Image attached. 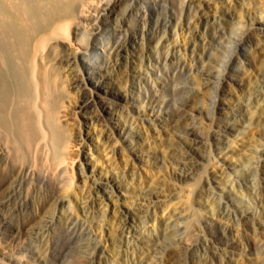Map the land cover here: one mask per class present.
<instances>
[{"label": "rangeland", "instance_id": "obj_1", "mask_svg": "<svg viewBox=\"0 0 264 264\" xmlns=\"http://www.w3.org/2000/svg\"><path fill=\"white\" fill-rule=\"evenodd\" d=\"M45 1L0 0V264H264L258 0Z\"/></svg>", "mask_w": 264, "mask_h": 264}, {"label": "bare ground", "instance_id": "obj_2", "mask_svg": "<svg viewBox=\"0 0 264 264\" xmlns=\"http://www.w3.org/2000/svg\"><path fill=\"white\" fill-rule=\"evenodd\" d=\"M32 1L33 0H21V2H23L22 4H24V10H26L27 11V13L29 12V13H31V14H33V12L35 11V10H32L31 9V7H30V4L32 3ZM41 1V0H40ZM48 1V8H47V11L46 12H44V17H42V18H45L46 20V23L44 24L46 27H47V25L49 26V25H52L54 22H56V21H59V22H61L62 20L61 19H64V18H74V17H76V18H80V17H82V14H83V12H84V7L83 6H81L80 7V9H79V6L78 5H75V3H74V1L73 0H47ZM47 1H45L46 3H47ZM91 1H93V0H91ZM108 2H113V1H115V0H107ZM85 2V1H84ZM258 2H259V4L264 8V0H258ZM42 3V2H41ZM45 3V4H46ZM105 4V3H104ZM20 5V4H19ZM110 6V5H109ZM39 7V6H38ZM101 7V6H100ZM110 8V7H109ZM108 8V9H109ZM46 9V8H45ZM103 9H105V8H103ZM39 11V10H38ZM36 12V11H35ZM37 13V12H36ZM42 13V12H41ZM107 13V12H106ZM106 13H104V15H107ZM30 14V15H31ZM101 14V13H100ZM260 14H261V21H262V23H264V9H261V11H260ZM37 15H39L38 13H37ZM42 15V14H41ZM97 15V14H96ZM103 15V14H102ZM100 16V15H99ZM98 16V17H99ZM33 17V16H32ZM31 17V18H32ZM34 17H35V13H34ZM101 17V16H100ZM109 17V16H108ZM37 18H39V17H37ZM36 18V19H37ZM33 19V18H32ZM35 19V18H34ZM31 20V19H30ZM38 20V19H37ZM61 20V21H60ZM79 21H80V19H78ZM42 21V20H41ZM28 22V21H27ZM32 24H31V26H33V29L35 28L36 30H37V28L36 27H39V24L37 23V22H35V21H33L32 20ZM38 22H40V20L38 21ZM31 23V22H30ZM37 23V24H36ZM34 24H35V26H34ZM59 24V23H58ZM58 24L56 25V26H58ZM69 24V23H68ZM68 24L67 23H63V24H61L60 23V25L57 27V29L56 30H58V31H61V30H63L64 31V33L66 34V39L67 38H69V29H68ZM181 24V23H180ZM177 26H178V23H177ZM41 27V26H40ZM50 27V26H49ZM55 27V26H54ZM172 27V26H171ZM176 27V26H175ZM188 27V26H187ZM190 28V27H189ZM35 29H34V31H35ZM51 29V28H50ZM175 29V28H174ZM38 30H41V28L39 29L38 28ZM48 30V29H47ZM46 30V31H47ZM55 30V29H54ZM178 30V29H177ZM189 30V29H188ZM36 32H38V31H36ZM180 32H183V27H180ZM21 34H24V33H21ZM38 34V33H37ZM36 34V35H37ZM136 34V33H135ZM173 34H177L176 33V29L173 31ZM25 36V35H24ZM24 36H22V35H20L19 34V42H21L20 44H22V42H24ZM174 36V35H173ZM128 37V36H127ZM137 37V36H136ZM191 38H193V37H191ZM36 39V38H35ZM68 40V39H67ZM142 40V39H141ZM192 39H190V37H188V39L187 38H185L184 37V40H183V43H181L182 45H179L178 43H177V41L175 40L174 41V44L172 45L173 46V48L174 49H178V48H180V49H183V51L184 50H186L187 49V47L189 48L191 45H192V41H191ZM195 40V39H194ZM126 43H127V41H126ZM123 44H124V42H123ZM196 44V40H195V42H194V45ZM127 45V44H126ZM22 48V47H21ZM193 48V47H192ZM48 81V80H47ZM47 81H46V83H47ZM40 86V85H39ZM40 92H41V94H40V96H39V98H40V101L41 102H39V104H40V107L42 108V111H45L46 110V108H47V105H46V99H44L45 98V96H46V93L44 92V90L42 89V88H40ZM39 92V93H40ZM43 106V107H42ZM78 106H80V105H78ZM48 107H49V105H48ZM41 110V109H40ZM56 110V109H55ZM22 116V115H21ZM59 116V115H58ZM20 125H19V128H20V132L23 134L25 131H26V120H25V117H24V115L21 117V120H20ZM22 122H23V128L22 127H20L21 126V124H22ZM98 132V131H97Z\"/></svg>", "mask_w": 264, "mask_h": 264}]
</instances>
